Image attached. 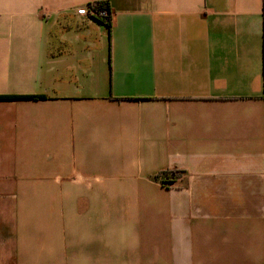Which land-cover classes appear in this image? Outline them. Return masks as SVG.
<instances>
[{
    "label": "crops",
    "instance_id": "1",
    "mask_svg": "<svg viewBox=\"0 0 264 264\" xmlns=\"http://www.w3.org/2000/svg\"><path fill=\"white\" fill-rule=\"evenodd\" d=\"M93 1L0 0V264H264V0Z\"/></svg>",
    "mask_w": 264,
    "mask_h": 264
},
{
    "label": "trees",
    "instance_id": "2",
    "mask_svg": "<svg viewBox=\"0 0 264 264\" xmlns=\"http://www.w3.org/2000/svg\"><path fill=\"white\" fill-rule=\"evenodd\" d=\"M95 14L90 17L95 18L101 22L106 23L111 30L112 26V8L108 0H96L88 4ZM107 12L105 15L103 12ZM30 97H42V96H30ZM187 172L180 168H167L158 172L154 179L167 187H178L186 181Z\"/></svg>",
    "mask_w": 264,
    "mask_h": 264
},
{
    "label": "built area",
    "instance_id": "3",
    "mask_svg": "<svg viewBox=\"0 0 264 264\" xmlns=\"http://www.w3.org/2000/svg\"><path fill=\"white\" fill-rule=\"evenodd\" d=\"M105 15H107L108 13L105 11L103 12ZM83 15H87V16H91L92 14H95V12L89 8V6H87V8L85 10L82 11Z\"/></svg>",
    "mask_w": 264,
    "mask_h": 264
}]
</instances>
